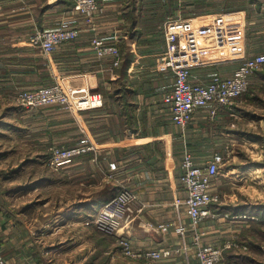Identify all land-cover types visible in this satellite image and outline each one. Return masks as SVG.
I'll use <instances>...</instances> for the list:
<instances>
[{
  "label": "crops",
  "instance_id": "0c3cea01",
  "mask_svg": "<svg viewBox=\"0 0 264 264\" xmlns=\"http://www.w3.org/2000/svg\"><path fill=\"white\" fill-rule=\"evenodd\" d=\"M103 3L105 10L96 18L97 33L117 36L123 54L119 65L110 56H98L92 45L95 31L87 27L80 37L50 55L30 43L32 31L56 24L72 8L73 0H0V249L10 264H66L58 258L68 255L73 258L67 264H93L89 257L98 246L102 249L95 240L85 251L80 244L66 250L46 245L44 238L55 232L49 230L54 224L56 228L70 223L84 227L121 186H127L138 194L142 205L122 228L134 247L173 248L170 256L153 264H199L195 248L178 249L181 235L174 222L173 200L187 193L180 179L184 151L189 149L201 163L214 152L242 150L248 140L262 142L244 130L264 133V114L256 110L264 109V104L255 102L258 94L248 93L252 103L218 105L215 116L210 115L212 105L203 106L185 128L178 126L164 101L174 83V72L166 65L165 31L179 30L188 39L186 53L194 80L207 82L214 74L230 76L246 56L264 53V29L255 28L257 19L264 17V0L253 21L250 10L232 0ZM219 24L225 28L224 38L206 43V50L201 51L194 43L198 30ZM61 78L75 87L101 92L103 103L83 110L19 105L21 89ZM263 87L264 68L252 75L249 88L264 94ZM85 135L95 150L59 169L41 161L53 145H71ZM112 161L116 169L110 167ZM251 166H233L229 171L240 175L237 169L244 172ZM222 175L217 184H223ZM50 186L55 204L52 193L48 197ZM219 194L220 200L212 203L214 214L205 216L197 231L204 241L225 245L235 241L243 228L234 224L238 215L224 208L239 197ZM54 205L56 214H50ZM184 218L188 222L187 214ZM160 222L170 224L160 228ZM194 234L195 230L188 231V242ZM103 250L108 254L107 264L141 261L128 260L115 241Z\"/></svg>",
  "mask_w": 264,
  "mask_h": 264
},
{
  "label": "built area",
  "instance_id": "2783aa9c",
  "mask_svg": "<svg viewBox=\"0 0 264 264\" xmlns=\"http://www.w3.org/2000/svg\"><path fill=\"white\" fill-rule=\"evenodd\" d=\"M103 1L73 0L72 8L67 14L60 16L56 24L36 27L29 36L30 43L50 55L65 42L80 37L87 27L95 31L92 45L98 56H110L113 64L119 65L123 54L117 36L97 33L96 18L105 10ZM225 34V28L221 24L214 27L202 26L194 43L204 51L206 43L215 42L216 39L222 40ZM110 39L114 41H109ZM165 44L166 65L174 72V83L173 88L165 94L164 101L170 107L174 122L182 128L192 121L196 111L203 106L212 105L210 115L215 116L218 105H232L237 102L249 89L252 75L264 67V53H257L246 56L230 76L214 74L207 82L196 81L191 76V62L187 59L188 39L182 37L179 30H166ZM17 100L19 105L29 109L60 104L66 109L83 110L101 105L103 95L85 87H75L61 78L48 85L23 88L18 93ZM95 149V144L88 136H81L71 145H53L47 163L51 168L59 169L72 163L77 156ZM229 153L214 152L205 162L200 163L194 159L189 149L184 151L180 179L187 193L185 196H176L173 200L177 212L174 222L181 235L178 249L188 252L190 248H195L199 264H219L224 257L225 249L237 245L233 240L225 245L206 242L197 231L203 218L214 214L212 203L220 200V194L215 191V183L223 174L221 169L228 161ZM110 167L116 169V162L112 161ZM140 203L134 190L121 186L95 216L86 220V223L93 224L109 234L119 233L125 226H120L121 221L127 222L135 211L142 207ZM185 214L188 216V222L185 221ZM169 224L160 222L158 226L167 228ZM190 230H195V234L191 242H188L187 233ZM122 233L123 231L117 234V238L123 253L128 257L158 261L172 254L171 247L137 249L132 239ZM0 264H10L1 249Z\"/></svg>",
  "mask_w": 264,
  "mask_h": 264
},
{
  "label": "rangeland",
  "instance_id": "374dc122",
  "mask_svg": "<svg viewBox=\"0 0 264 264\" xmlns=\"http://www.w3.org/2000/svg\"><path fill=\"white\" fill-rule=\"evenodd\" d=\"M232 1H233L234 5H236V6L244 4L247 7V9L250 10V12H249L250 21L255 20L256 16L254 15V13H255L254 6L245 4L246 0H232ZM233 3H232V5H233ZM196 5L200 6L199 4H196ZM260 17L257 19V22L255 24V26H256L255 28L256 29L260 28L259 30H263L264 29L263 28L264 17H262V16H260ZM253 23H251L250 25H254ZM261 92H262V90H260L259 93L255 92V90L250 91V88H249V90H247L245 92V94H243L238 99V101H244V102L252 103L250 95L252 96V94H258L260 97L255 99V102H257V103L259 102L261 104H264V94ZM51 105H59V106L65 108L64 106H62L60 104H50V105H46V106H51ZM42 107H45V106H42ZM256 110H257V112L264 114V109H256ZM246 142H249V143H246L247 147L243 148L242 150L241 149L228 150V152H230L229 153L230 155L228 156V158L231 159V161H227L222 166L221 170L226 175H222V178H221L223 180L222 185H220L219 183L215 184V191L218 193L222 192L225 194V196H228L231 193H236L237 197H239V198L235 199L234 202L242 203V204L246 203V204L252 205L256 202L264 201V165H263L264 164V143H262V142L251 143L252 141L250 142V140H248ZM234 155H235V157H237L236 159L235 158L233 159ZM47 158L45 159L44 157H42L41 161H43V163L45 165L49 166L47 163ZM254 162H260V164H253ZM233 166H237L239 169H242L243 166L244 167L245 166H251V167L248 171H244V172L237 169V172H240L241 174L235 175L233 173V170L229 171L230 169H233L232 168ZM245 172H247V174ZM227 175H229L231 178H233V182H230L229 179H227V177H226ZM52 191H53V189L50 186L49 192H48L50 195H48V197L51 198V193H52V198H53L52 202H54V204H55L56 195ZM101 207H100V209H101ZM49 211H50V214H56L55 205L52 206L51 208H49ZM97 213L98 212H96V214ZM242 216L243 215L240 214V215H238V217H235L237 220H236V223H234V224H236L238 227L240 226V228L241 229L243 228V229L240 231V233H238L237 238L234 239L236 241L237 245L233 246L236 249L235 252L240 253L241 256H240V258H238L234 262L229 261L228 259H227L228 260V262H227V260L225 258L224 263H222V264H261L260 261H255V262L249 261V259H247L248 254L256 257L257 260H264V234H261L259 232V230H257L258 226H259V228H264V224H262V223L261 224H255L254 222L250 224L249 221H247ZM53 217H55V216H53ZM125 224H126V222L124 220H122L120 226H123ZM54 225L55 226H50L49 230L52 229V231H55V232L49 233L47 238H44V242L46 245L63 247L66 250L68 248H71L74 245L77 246L80 244L81 247H85V251H88L89 248H88L87 244L89 242L92 243L93 242L92 240H95L97 243V238L99 240V236L102 235V236H105V239L103 242L104 244H108L110 241H115L121 247V245L118 242L117 234L118 235L121 234L122 229L119 230V233L117 232L115 234H109V233L105 232L104 230L97 228L96 226L95 227L97 229H95V227L92 226L93 224L92 225L91 224H87V225L85 224V226L82 227V225H78V224L76 225V223H73V224L70 223V225H66V227L64 226V227H60V228H56L57 225L56 224H54ZM58 225H60V224H58ZM243 230H244L245 234L243 233ZM122 234H125V232H123ZM249 236L253 238V239H251L250 242H249V238H250ZM254 239L257 240V243H256L257 246L254 245V242H256ZM258 246H261V248ZM81 251H82V249H81ZM73 254H75V253H73ZM107 255L108 254L105 253V251L103 250V247H102V249H99V246H98L97 251L94 252L89 257L90 262L93 264H107L106 263V260L108 258ZM72 256L73 255H68V257H65V258L63 257L62 259L58 258V260L61 262L66 261V264H67L68 262L72 261V258H73ZM140 259H141V261L138 264H153L150 260L145 259V258H132L130 256L128 257V260H130V261H137ZM54 261H55V259H54Z\"/></svg>",
  "mask_w": 264,
  "mask_h": 264
},
{
  "label": "trees",
  "instance_id": "16d2710c",
  "mask_svg": "<svg viewBox=\"0 0 264 264\" xmlns=\"http://www.w3.org/2000/svg\"><path fill=\"white\" fill-rule=\"evenodd\" d=\"M245 2V1H244ZM250 4L252 3L254 6L255 10H260L261 6L263 4V0H246L245 4ZM242 6H245L244 4H242ZM255 95V94H254ZM253 97V96H252ZM246 131V134L256 140H260L262 142H264V133L260 132V131H253V130H244ZM86 154V153H85ZM253 164H260V162H254ZM262 165V164H261ZM264 165V164H263ZM225 209L230 210V214L232 215H240L242 214L247 221H249V223H255V224H264V201L261 202H256L252 205L250 204H242V203H231L228 204L226 206H224ZM97 229V228H95ZM257 230H259V232L261 234H264V228H259V226L257 227ZM95 233V232H94ZM243 233L245 234L244 230ZM101 235V234H100ZM250 237V236H249ZM104 239L105 236H99V240L97 238V243L100 244L102 247L106 246L107 244H104ZM251 239H253L252 237L249 238V242L251 241ZM255 240V239H254ZM256 242H254V245H256L257 240H255ZM257 246V245H256ZM261 248V246H258ZM235 247H229L227 248L224 253H225V257L226 260L228 259L229 261H236L238 258H240V253H236L235 252ZM227 256V257H226ZM243 257V256H242ZM249 261L251 262H255V261H260L261 264H264V260H257L256 257L248 254V258ZM227 260V262H228ZM224 263V260L222 259L221 264Z\"/></svg>",
  "mask_w": 264,
  "mask_h": 264
}]
</instances>
